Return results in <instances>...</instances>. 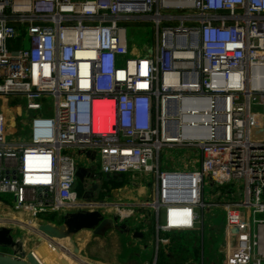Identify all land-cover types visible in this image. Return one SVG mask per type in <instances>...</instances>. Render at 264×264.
Wrapping results in <instances>:
<instances>
[{
  "label": "built area",
  "instance_id": "2783aa9c",
  "mask_svg": "<svg viewBox=\"0 0 264 264\" xmlns=\"http://www.w3.org/2000/svg\"><path fill=\"white\" fill-rule=\"evenodd\" d=\"M188 1L0 0V102H22L28 135L7 138L0 103V194L34 215L93 204L62 153L76 148L104 175L154 176L151 197L119 219L137 206L157 232L190 230L220 207L216 264H264V0ZM138 19L156 25L145 56L128 37ZM50 97L53 115L42 111ZM172 147L200 158L161 169ZM209 184L219 201L206 200Z\"/></svg>",
  "mask_w": 264,
  "mask_h": 264
},
{
  "label": "rangeland",
  "instance_id": "374dc122",
  "mask_svg": "<svg viewBox=\"0 0 264 264\" xmlns=\"http://www.w3.org/2000/svg\"><path fill=\"white\" fill-rule=\"evenodd\" d=\"M170 12L173 14H179L180 11L172 10ZM155 35H156V25L152 20L142 21L141 19H138L134 21L133 24L128 25V37H129V41H130V38L132 39V42H133L132 48L136 51L135 55L138 54L141 56H145L146 53L149 51V47H154ZM129 57H132V55H129ZM5 102H6V98H3L0 103L3 106H7L5 108V113H4L6 120L8 121V123H10L7 129V138L15 139V138H18V136H20L22 138L25 137L27 139L28 135H25L21 132V126L24 123V120L26 117V111L24 107L22 106V102L18 99L13 100V98L11 100H8V104H6ZM54 109H55V106H54L53 98L50 97L48 100L47 99L43 100V110L42 111L44 113L53 115ZM7 110H8V113H7ZM62 153L73 155L75 158V162L78 163L80 166L91 167L92 165L97 164L98 167L95 170V174L99 176L100 178L104 177L100 173V162L99 161H96L95 163L94 161H89L85 155H79V152L76 148L64 149L62 150ZM197 158H200V156L199 155L196 156L195 151H191L187 148H182V147L164 148L161 151V157H160L161 169H188L189 164L193 163V161L195 159L197 160ZM197 166H200V164L198 163ZM124 176L125 177H124L123 185L127 183H134L137 181L136 175L134 176L131 173H126L124 174ZM93 179L94 181L97 180V178L95 177ZM145 179L149 180L150 182H154V176L152 174L148 175ZM76 185H77L76 189L81 195L79 196V198H82V195L84 194V192H86V190L82 187L83 184H81L79 181H77ZM123 185L120 186L119 189L118 188L117 189L118 190L122 189L121 187H123ZM233 187L235 190L240 188V191H243L245 189L244 182H238V187H237V184H233ZM215 189L216 188L212 189L210 184L206 186L205 197L207 201H219L220 198L219 199L212 198V194ZM95 196H91L90 198L88 197L86 199L87 200L93 199L94 202L98 204H103L107 208H108L107 203L109 201L111 203L116 202V195H113V196H107V195L103 196L102 195L103 198L98 197L99 195L97 196L96 194ZM0 199L4 200V202L10 205H14V197L10 193L0 194ZM109 208L114 209L112 205H109ZM141 210L142 209L136 206L134 207V212L130 215H129L128 210H126L125 212L123 210L122 212H124L123 213L124 219L123 220L120 219L119 224L121 225V224L126 223L128 229L132 227H135L136 229H138L139 225L144 226L145 225L144 220H140L139 223H137L138 219L140 218H137L136 216L137 214H141ZM106 214H107V217H112L111 213H106ZM153 216H154L153 218H155L154 212H153ZM256 218L264 219V213L257 214ZM55 220L57 219H54V221ZM203 225H204L203 228L197 231H186L185 230V231H174L172 233L167 232V231H164V232L161 231L160 236H163V237L169 236L172 239L173 244L172 245L170 244L169 248L173 249V245H175L174 247L175 250H173L175 255L169 253L170 249H167L164 251L163 246H161L158 261L163 264H181L183 261H186L189 257H191L195 259L199 264H201V257H202V254H204L206 258V262H205L206 264H209L208 263L209 258L215 259V260L217 259L216 262L218 263L219 259L223 255V252L220 251V248L225 240L224 234L226 230V216H225L224 210L219 207H216V208L213 207L211 212H208L206 210L204 212ZM107 235L109 236L107 238L111 239L109 246H111V243L114 242L113 239L118 240L117 243H119L120 248L121 246L124 245V242H127L128 245H130V251H131L130 254L132 255L134 259H137L139 263H146V264L149 263L148 257H150V255L152 256L153 254L152 252L155 251L152 244H149L148 240L138 241V239L131 237L130 234L127 232V230H122L120 226L117 229H111L109 232H107ZM166 239H168V237H166ZM36 243H37L36 241H33L32 245L35 246ZM135 244L141 247L140 248L136 247ZM2 250L3 249L0 248V251ZM176 252L179 253V255L176 254ZM167 254H168V257L166 259L165 256H167ZM97 256H98L97 258H99L100 260L96 259L98 262L94 260L93 262H91V264L119 263L117 262L119 256H117L116 254L115 255L109 254L106 258H104L102 254L97 255Z\"/></svg>",
  "mask_w": 264,
  "mask_h": 264
},
{
  "label": "crops",
  "instance_id": "0c3cea01",
  "mask_svg": "<svg viewBox=\"0 0 264 264\" xmlns=\"http://www.w3.org/2000/svg\"><path fill=\"white\" fill-rule=\"evenodd\" d=\"M132 45L133 42L131 40V46ZM94 165H92L91 167H93ZM86 167L90 168L88 166ZM93 174L94 177L97 178L96 181H94V179L89 177L88 175L85 176L83 182L77 180L81 184H83L82 187L87 192V193L84 192V194L82 195V199L87 200L86 198L95 196V194L97 196L99 195L98 197H102V195L103 196L116 195L115 203H111L107 199L109 201L107 203L108 208L105 207V205L103 204L98 205V203L96 204V202H94L93 199H90L94 202L93 204L88 205L81 202L80 206L69 208L66 210V212L48 211V212L40 213L38 215H34L32 212L16 209L13 207V205H10L4 202V200L0 199V224H1L0 226L7 225L13 227L15 229L14 234H18L17 236L19 235L23 236L24 250L26 252H33V253L37 252L39 254L38 256V254L36 253L37 256L44 264H91V262H93L96 259L100 260L99 258H97L98 257L97 255H101V254L104 256V258H106L109 254H114V255L116 254L117 256H119L117 260V262L119 263H115V264H146V263H139L137 259H134L132 257V255L130 254L131 252L130 245H128L127 242H124L125 240L122 241L124 242V245L121 246V248L119 246V243H117L118 240L116 239L115 240L113 239L114 242H112L111 246H109L111 239L107 238L109 237L107 235V232L115 228H111L107 232L101 234H95L91 229H83L78 233L63 239H59V238L51 239L44 236L38 231V227L40 224L50 223L55 226L61 225L63 223L64 215L68 212H75L78 210H100L105 216H107L106 213H111L112 216L118 215V209L120 208V206L122 207L125 206L127 208H130V206L136 203L137 200L140 199L143 200L149 198L154 188L153 182L146 180L145 176L142 174L141 175L136 174L137 177L136 182L127 183L125 185H123L124 177H125L124 175L122 176L114 175V177H109L108 175H104L101 173L104 177L100 178L97 175L95 176V171H93ZM115 181L119 182V185H116ZM122 185H123V187H121L122 189L118 190ZM85 193L87 194L86 196ZM78 194L79 196H81L79 192ZM109 205H112L114 209L109 208ZM126 210L129 211V209H125L124 212ZM121 211H123L122 208ZM211 211L212 209L209 210L208 212ZM136 217L140 218L138 219L137 223H139L140 220H144L145 225L144 226L139 225L138 229L132 227L130 228L131 230L128 233L130 234L131 237L135 238L133 236V232L140 231L144 234V236L142 238L137 237L135 239H138V241L148 240L149 244H152L155 251L152 252L153 253L152 256L150 255L151 258L148 257L149 263L147 264H154V263L163 264L158 261L161 246H163L164 251L170 249L169 245L173 244L172 239L169 236H164V237L160 236L161 231L157 232L156 221L155 218H153L154 216L152 210L150 209L141 210V214H137ZM54 219L57 220L54 221ZM203 226L201 224H198L194 229H190L186 231H197L199 229H202ZM176 231H185V230H176ZM166 237H168L167 240H169V242L159 241L161 239H166ZM33 241L37 242L35 246L32 245ZM224 244H225V240L221 245L220 251H223ZM135 245L136 247L139 248L141 247L137 244ZM174 247L175 245H173V249H170L169 251L170 254L175 255V253L173 252V250H175ZM176 254L179 255V253L177 252ZM167 257L168 254L167 256H165V258L167 259ZM216 260L209 258L208 263L216 264L217 263ZM205 262H206L205 255L202 254L201 264H206ZM182 264H199V263L195 259L189 257L186 261H183Z\"/></svg>",
  "mask_w": 264,
  "mask_h": 264
},
{
  "label": "water",
  "instance_id": "95a60500",
  "mask_svg": "<svg viewBox=\"0 0 264 264\" xmlns=\"http://www.w3.org/2000/svg\"><path fill=\"white\" fill-rule=\"evenodd\" d=\"M91 158L94 159V156ZM95 170L96 166L90 168L79 166L76 173L77 179L83 182L87 175L94 178L93 171ZM109 177H114V175ZM86 193L85 196L87 195ZM119 226L122 230H127V232L131 230L130 228L128 229L126 223L119 224L118 215L107 217L100 210H78L66 213L61 225L40 224L38 231L51 239H63L83 229H91L95 234H101L111 228L117 229ZM14 230L13 227L7 225L0 226V248L3 249L0 251V264H42L33 252L24 250L23 236L19 235L17 237L18 234H14ZM133 236L142 238L144 234L140 231H134Z\"/></svg>",
  "mask_w": 264,
  "mask_h": 264
},
{
  "label": "bare ground",
  "instance_id": "6f19581e",
  "mask_svg": "<svg viewBox=\"0 0 264 264\" xmlns=\"http://www.w3.org/2000/svg\"><path fill=\"white\" fill-rule=\"evenodd\" d=\"M187 2L189 3V1L187 0ZM118 209V208H117ZM34 254H36V253H34ZM37 258H38V260L42 263V261L40 260V258L37 256V254L35 255ZM42 264H44V263H42Z\"/></svg>",
  "mask_w": 264,
  "mask_h": 264
},
{
  "label": "trees",
  "instance_id": "16d2710c",
  "mask_svg": "<svg viewBox=\"0 0 264 264\" xmlns=\"http://www.w3.org/2000/svg\"><path fill=\"white\" fill-rule=\"evenodd\" d=\"M115 184H116V185H119V182L115 181ZM181 264H182V263H181Z\"/></svg>",
  "mask_w": 264,
  "mask_h": 264
}]
</instances>
